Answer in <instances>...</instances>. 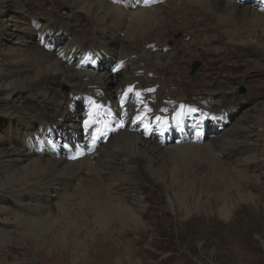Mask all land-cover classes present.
I'll list each match as a JSON object with an SVG mask.
<instances>
[{
	"label": "bare ground",
	"instance_id": "6f19581e",
	"mask_svg": "<svg viewBox=\"0 0 264 264\" xmlns=\"http://www.w3.org/2000/svg\"><path fill=\"white\" fill-rule=\"evenodd\" d=\"M68 1L73 10L93 16L101 37L96 49L84 51L74 65L28 45L25 37L31 38L35 29L20 17L15 21L22 28L9 25L5 16L13 10L20 11L21 7L16 6V0H0V122L13 119L18 130L15 136H0V193L6 195L7 201L18 204L12 209L0 203V253L11 241L15 225L46 245L48 251L56 245L53 256L63 246L61 238L65 234L81 232L89 236L104 232L103 236L108 237L117 230L122 235L130 231L141 236L143 231L149 232L141 217L147 212L142 196L145 189L156 191L172 211L186 217L194 211L201 212L205 202L201 203L203 199L199 197L203 194L207 195L205 201L209 193L216 195L214 205L218 204L217 210L225 219L239 202L255 203L257 198L249 190L259 183L246 173L251 167L262 171L261 176L264 172V102L254 104L252 112L243 114L242 110L231 128L227 129V125L222 131L205 132V137L199 140L195 132L201 130L203 135L208 121L206 127L216 123L222 127L234 118L241 109L228 98L235 95V82L255 75L258 70L264 71V0H244L242 4L236 0H173L177 8L169 6L168 1L146 0L147 15L132 14L128 8L131 2L124 7L114 5L115 0H104V4L103 0ZM139 16L141 23L137 22ZM183 17L190 19L177 24L176 20ZM82 28L87 30L83 25ZM182 30L191 39L175 41L173 34ZM198 30L206 31L204 42L197 35ZM167 34L172 38H167ZM1 35L12 41L10 50L3 47ZM117 40L120 41L112 48L111 42ZM171 41L175 44L169 49L166 46ZM199 45L209 47L214 54H230L235 58L240 55L251 70H240V63L233 68L239 74L227 72L224 77L228 80L224 81H218L217 77L214 81L207 80L211 74L202 73L206 81L196 84L205 86L201 88L206 93L202 104L186 99V93L195 88L190 86L187 63L181 59L183 54L190 56L191 51L198 50ZM199 53L207 55L204 50ZM3 63L16 70L4 72ZM27 70L28 73H22ZM144 71H151L154 76L149 78ZM78 76H88V97L79 96L64 112L51 110L52 106H65L49 98L46 103L35 91V87L54 82L74 84ZM255 81L250 82L251 98L264 92V86ZM169 86L174 88L167 90ZM129 88L133 91L128 92ZM181 89L185 93L179 92ZM24 96L25 102H17ZM38 105L46 110L41 118ZM226 111L231 112L228 117ZM90 112L94 120L102 123L86 127L89 119L83 118ZM248 112L251 113L246 115ZM141 116L143 120L138 119ZM170 119L180 129L161 142L151 131L167 127ZM3 125L0 123V127ZM145 125L149 127L146 129ZM34 127L48 132L42 149L34 141L37 132ZM67 128L73 129L72 135ZM54 131L57 134L51 137ZM57 139L66 147L65 156L54 145ZM220 139L223 145L218 144ZM221 155L227 156L226 159ZM73 156L81 161H75ZM83 163L86 168H82ZM192 199L195 201L191 202ZM188 202L195 210L189 209ZM48 234L51 236L46 239ZM16 245L15 242L9 245L7 253L0 256V264H26L12 252ZM48 254L37 256L33 263L47 264Z\"/></svg>",
	"mask_w": 264,
	"mask_h": 264
},
{
	"label": "rangeland",
	"instance_id": "374dc122",
	"mask_svg": "<svg viewBox=\"0 0 264 264\" xmlns=\"http://www.w3.org/2000/svg\"><path fill=\"white\" fill-rule=\"evenodd\" d=\"M145 1L146 0H121L120 3L118 0H115L112 3H115L114 5L126 7L127 5H125V3L131 2L132 5L128 3V8H131L132 14L139 12L142 14L146 13L147 15L148 12L145 11V8L148 6L146 5ZM167 1L169 6L173 5L175 8H177L173 4V0H163L165 3H167ZM236 1L238 4H242L244 2V0ZM252 1L253 0L250 2ZM104 3L105 1L103 0V4ZM16 6L21 7L20 11L16 12V10H13L8 13L5 16L8 18L7 23L11 26L15 25L22 28L21 23H18L15 20L20 18H23L25 21L28 20L27 26H31L35 29L34 35L31 38H29V36L25 37V39L29 41L28 45H34L32 46L34 49H40L44 53H51V57L59 60L60 62L62 61V63L74 65L82 57L84 51L87 49L90 51L93 49L95 50L101 41L100 31L97 28V23L95 22L93 16L82 11L77 12L76 10H73L68 0H16ZM131 13L130 15H132ZM9 17H13L14 21ZM137 18H139L137 22L141 23V21H143L140 16ZM189 19V17H183L182 19L176 20V22L177 24H183ZM82 25L87 28V30H84ZM196 33L198 36H201L202 42H204L206 38L205 36H207L204 35L206 34V31L204 32L203 30H198ZM211 33H213L212 30ZM3 35H1L2 45L3 47L5 46V50H10L11 47H13V43L12 41H7V37ZM173 35V37L176 39L175 41H180L182 38H184L186 41L191 39V35L189 34L188 36L187 32H184L183 30L177 31ZM166 37L172 38L171 34H167ZM79 40H82V42ZM13 41H15V38ZM119 41L117 40V42L114 43L111 42L112 48H114ZM175 41H171L166 47L172 49ZM177 47L179 48V45H177ZM199 50H204L207 55L200 54ZM230 51L232 53H236L233 49ZM189 54L190 56L188 54H185L186 56H184L183 54L181 59L184 58L183 60L185 63H187L185 64L187 68L186 72L188 73L187 76L188 79L192 80L190 86L192 89L195 88L193 89L194 92L190 90L186 93V99L192 103L196 101L198 104H202L203 102L205 103L204 98L206 93L201 90V88L205 86L196 85L199 83V81H206L203 79L202 73L208 72L211 74L207 80L214 81V79L217 77L218 81H224L228 80V78L224 77V74L227 72H232L233 75L239 74V71L233 70V68L237 65H240V63L242 64L240 70L244 72L250 70L246 67L247 61L240 59L241 56L238 53L237 54L239 55V58H235L230 54L227 55L224 53L214 54L209 47L199 45L198 50L195 49ZM255 57L256 55H252V58ZM195 61H199V66L194 69ZM23 67L26 66L24 65ZM1 68L4 72L16 70L6 63H3ZM255 69H257V67H255ZM28 72V70L22 71L23 74ZM85 73L88 75L87 70ZM138 73H141V71H138ZM146 74H148L149 78L154 76V73L151 71L148 73L144 71V75ZM80 79L81 81H79ZM255 80H259L258 83L264 86V71L261 72L258 70L255 75L235 82V95H232V97L229 96L228 98L230 100L232 99V104H238V107L241 108L239 109V113H237L234 118L230 119L227 124L222 127H218V123L206 127L210 123V121H208V123L204 125L206 129L203 127L206 134L218 130L222 131V129L227 125V129L231 128L239 120H237V118L240 116L242 110L243 114L250 110L252 112L256 103L264 102V92L254 96L253 98H251L248 94L251 86L250 82L255 84L257 83ZM41 84L42 83H39L38 85ZM52 84L53 86L49 90V87ZM88 85V76H78L74 84L54 82L44 87H35V91L39 92L41 98L46 100V103H48L47 101L49 98L51 101L59 103L61 106H65H52L51 110H60L64 112L72 106L79 96L88 97ZM159 86L160 83H157L156 87ZM223 86L226 87L225 85ZM170 88L173 89L174 86H169L167 90ZM262 91H264V89H262ZM179 92L185 93V89H181ZM26 100L27 98L24 96L22 98H18L17 102L23 103ZM207 104H209V102H207ZM217 106L215 105V107ZM40 107V105L37 106V109H39V118L43 117L45 114L44 112H46L43 107H41L42 109ZM202 111L203 110H201V112ZM251 112H248L246 115L250 114ZM230 113V111H226V117H228ZM83 119L88 120L89 116L84 115ZM0 123L4 124L0 127V136L10 137L16 135L15 132L17 130V123L15 120H2ZM221 124L223 123L221 122ZM37 127L41 126L37 125ZM37 127L33 128L35 132L37 131L34 133L35 135H33V138L35 143L39 144L38 146L42 149L43 141L47 139L49 135L48 132H45V130L39 129ZM66 131H69L70 135L73 134L72 128H67ZM173 131L171 130V132ZM22 132L25 131L23 130ZM56 132L57 131H54L51 137L56 136ZM61 132L66 134L65 130H61ZM151 132L153 133V131ZM222 139L219 140V145H223L221 142ZM41 140L42 143L40 142ZM53 142L55 147H57V151L58 149H61L60 155L65 156L67 152L64 150L66 149L64 143L58 139ZM221 157L226 159L227 156L221 155ZM45 158H49V156H46ZM78 160L81 161L79 158L75 159V161ZM84 163L82 168H86ZM259 171L260 170L256 167H251L250 170L247 171L248 173H246V175L249 174L248 176H253V180L259 183V186L256 188L252 190L248 189L255 195V198H257L255 199V203L239 202L233 209L228 219L222 218L219 214L220 211L217 210L218 204L214 205V197L216 199V195L214 193L208 194L207 201H205V197L207 195L204 196L203 194L201 197H199V199H203L201 200V203L205 202L206 204L208 202L207 206L202 204L203 206L202 209H200V213L194 211L189 217H186L182 213L180 214L172 211L170 207L165 204L162 198H160L156 191L145 189V191L142 192V196L144 197L147 212H145V214L142 213L141 217L145 221V227H148L149 232L143 231L141 236L140 234L131 233L130 231H128V233L126 231L122 235V233L120 234L117 230L111 233V235L108 237L106 234L103 236L104 232L101 234H90L89 236H83L81 235V232H78V234H63L65 236L61 238V240L64 241L63 246L59 248L56 251L57 254L53 256L56 245L51 247L50 251H48L46 245L41 244L30 234L24 233L21 231L20 227L15 225L12 227L11 241L7 243L4 251L0 253V256H4L9 249V245L12 244V242H15L18 245L13 247L12 252H14V255L18 260L20 257H22L26 264H36L33 263L34 260H36L39 256L48 253L47 264H90V262L91 264H94L93 261H95V264H144L145 262L146 264H264V172L261 176L260 174L262 171ZM254 176H258V179H254ZM223 179L224 177L222 180ZM5 196L6 195L3 193H0V203H5L12 209H15L18 204L16 205L12 201H7ZM189 199L190 197L188 198V201ZM194 201V199L191 200V202ZM195 204L196 203H194V205ZM187 205L189 209L191 208L192 210H195L192 207L193 205L189 202ZM56 207L57 204H55V208ZM186 210L187 208L184 209V213H186ZM50 236L51 235L48 234L46 239ZM76 238L78 242L75 240ZM85 238L87 242L85 241ZM81 239L82 241L80 242ZM103 250L108 252L104 253ZM27 257H30V259H27ZM118 260H120V262ZM128 260L131 261L129 262Z\"/></svg>",
	"mask_w": 264,
	"mask_h": 264
},
{
	"label": "snow or ice",
	"instance_id": "6c2138e0",
	"mask_svg": "<svg viewBox=\"0 0 264 264\" xmlns=\"http://www.w3.org/2000/svg\"><path fill=\"white\" fill-rule=\"evenodd\" d=\"M132 91H133L132 88H129L128 89V92H132ZM149 91H152V90H149ZM136 95L139 97V96H141V93L140 92H136ZM93 103H95V102L93 101ZM96 107H101V106L100 105H96ZM192 111H196V109H192ZM138 119L143 120L144 117L141 116V117H138ZM157 119L159 120L160 118L157 117ZM99 123H102V122L94 120L93 119V116H92V113L90 112L89 113V121L86 122V125L85 126L87 127L89 124H99ZM103 123H104V127L107 128L108 127L107 123L106 122H103ZM121 126H123V123L122 122H121ZM145 127L147 129L149 127V125H145ZM96 131H97V133H100L101 130L99 128H97ZM92 139H93V141H95L97 139V137L94 135L92 137ZM81 154H83V150H81ZM72 158L73 159H76V156H73Z\"/></svg>",
	"mask_w": 264,
	"mask_h": 264
},
{
	"label": "water",
	"instance_id": "95a60500",
	"mask_svg": "<svg viewBox=\"0 0 264 264\" xmlns=\"http://www.w3.org/2000/svg\"><path fill=\"white\" fill-rule=\"evenodd\" d=\"M199 66V61H195L194 62V69L197 68Z\"/></svg>",
	"mask_w": 264,
	"mask_h": 264
}]
</instances>
